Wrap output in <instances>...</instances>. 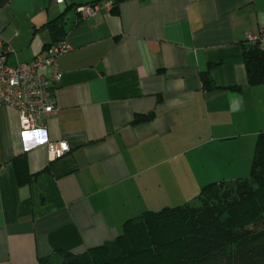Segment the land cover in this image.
I'll list each match as a JSON object with an SVG mask.
<instances>
[{"label":"crops","instance_id":"obj_1","mask_svg":"<svg viewBox=\"0 0 264 264\" xmlns=\"http://www.w3.org/2000/svg\"><path fill=\"white\" fill-rule=\"evenodd\" d=\"M85 4L99 9L83 18ZM59 16L69 49L54 114L23 133L0 107V264L83 253L145 210L246 177L264 132V84H247L242 54L246 33L264 28V0H8L6 63L54 43L47 23ZM60 140L69 150L50 160L46 144Z\"/></svg>","mask_w":264,"mask_h":264},{"label":"trees","instance_id":"obj_2","mask_svg":"<svg viewBox=\"0 0 264 264\" xmlns=\"http://www.w3.org/2000/svg\"><path fill=\"white\" fill-rule=\"evenodd\" d=\"M47 28L54 42L63 39L60 16ZM242 54L247 84H264V51L244 41ZM201 80L214 88L207 72ZM39 264H264V132L248 176L204 184L194 202L145 210L113 240L80 254L58 251Z\"/></svg>","mask_w":264,"mask_h":264},{"label":"built area","instance_id":"obj_3","mask_svg":"<svg viewBox=\"0 0 264 264\" xmlns=\"http://www.w3.org/2000/svg\"><path fill=\"white\" fill-rule=\"evenodd\" d=\"M56 4H64L66 0H53ZM97 4H85L77 8L81 17H87L98 10ZM105 9L110 3L103 5ZM244 41L256 43L264 50V28L258 33H246ZM69 49L63 38L47 46L31 61L10 66L6 63V53L0 52V107L7 106L17 111L20 129L23 133L37 130V122L55 112V100L51 92V84L58 81L61 72L58 59ZM44 70V72H43ZM48 158H60L69 150L66 141H53L46 144Z\"/></svg>","mask_w":264,"mask_h":264},{"label":"rangeland","instance_id":"obj_4","mask_svg":"<svg viewBox=\"0 0 264 264\" xmlns=\"http://www.w3.org/2000/svg\"><path fill=\"white\" fill-rule=\"evenodd\" d=\"M195 201V198L194 199H192L190 202H194Z\"/></svg>","mask_w":264,"mask_h":264}]
</instances>
